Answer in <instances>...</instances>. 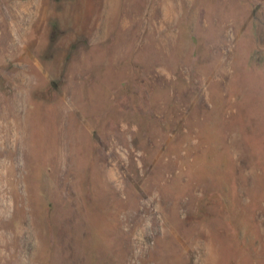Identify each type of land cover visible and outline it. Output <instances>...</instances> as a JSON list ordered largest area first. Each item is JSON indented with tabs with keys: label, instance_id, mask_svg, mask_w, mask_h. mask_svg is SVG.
<instances>
[{
	"label": "rangeland",
	"instance_id": "1",
	"mask_svg": "<svg viewBox=\"0 0 264 264\" xmlns=\"http://www.w3.org/2000/svg\"><path fill=\"white\" fill-rule=\"evenodd\" d=\"M0 264H264V0H0Z\"/></svg>",
	"mask_w": 264,
	"mask_h": 264
}]
</instances>
